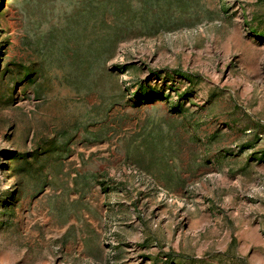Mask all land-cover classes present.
I'll use <instances>...</instances> for the list:
<instances>
[{"label": "rangeland", "instance_id": "rangeland-1", "mask_svg": "<svg viewBox=\"0 0 264 264\" xmlns=\"http://www.w3.org/2000/svg\"><path fill=\"white\" fill-rule=\"evenodd\" d=\"M0 264H264V0H0Z\"/></svg>", "mask_w": 264, "mask_h": 264}]
</instances>
